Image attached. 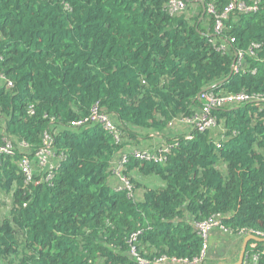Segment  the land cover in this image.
Listing matches in <instances>:
<instances>
[{
    "label": "trees",
    "instance_id": "trees-1",
    "mask_svg": "<svg viewBox=\"0 0 264 264\" xmlns=\"http://www.w3.org/2000/svg\"><path fill=\"white\" fill-rule=\"evenodd\" d=\"M169 1L0 0V264H235L264 238V0ZM203 93L250 99L199 132Z\"/></svg>",
    "mask_w": 264,
    "mask_h": 264
},
{
    "label": "built area",
    "instance_id": "built-area-1",
    "mask_svg": "<svg viewBox=\"0 0 264 264\" xmlns=\"http://www.w3.org/2000/svg\"><path fill=\"white\" fill-rule=\"evenodd\" d=\"M190 1V0H170L169 1V8H168V12L170 15H172L173 13H176L179 10H182L185 6V2ZM233 10H239V11H251L250 9H246L242 4H230L225 12L222 14V16L219 18V20H217V22L215 23V27H214V32L216 34H219L222 28V23H221V19L225 18L231 11ZM254 10V8L252 9ZM208 12H212L211 7L208 8ZM249 97L245 96V95H238L236 97H228V98H222L217 99L215 98L212 94L210 93H203L200 95V100L204 101L203 105H204V116L202 117V119L200 121L196 122V128L197 131L202 132L205 129L209 128L212 124L213 121L211 120V118H209L208 114L210 109H212L213 107H215L217 104H219V102H231V101H237V102H245V101H249ZM93 120L97 121L99 124H101L104 128V130L108 131V132H112L113 131V127L112 125L109 123V121L107 120V118L105 116L102 115H96L95 113L93 114L92 117ZM196 121L195 119H186L185 121L183 120H179V123H190V122H194ZM80 123H78L79 125ZM48 147V146H47ZM5 147H1L0 146V153H2V151H5ZM46 149L42 150L39 155H46ZM129 157H133L135 159H146L148 156L146 153H140V152H133L132 154L129 155ZM127 157L123 156L122 160H120V162L118 163H114V166L116 168V173L117 175L119 174V169L121 167L122 164H124L125 162H127ZM42 164L44 163V160L42 158ZM22 172L24 173V175L26 176L27 179L30 178V174H31V170L28 166L27 163H23L21 166ZM212 224H205V225H201L199 227L200 232L202 233V237L204 239L205 235H207V231L209 230V228L211 227ZM205 242V241H204ZM205 247V245H204ZM197 263V261L195 262Z\"/></svg>",
    "mask_w": 264,
    "mask_h": 264
},
{
    "label": "rangeland",
    "instance_id": "rangeland-1",
    "mask_svg": "<svg viewBox=\"0 0 264 264\" xmlns=\"http://www.w3.org/2000/svg\"><path fill=\"white\" fill-rule=\"evenodd\" d=\"M156 185H158L156 183ZM204 241H205V247L203 248V253H202V259H207L208 257H210V253H221L222 252V246L218 243H216V240L213 238H210L209 235H205L204 237ZM221 246V247H219Z\"/></svg>",
    "mask_w": 264,
    "mask_h": 264
},
{
    "label": "water",
    "instance_id": "water-1",
    "mask_svg": "<svg viewBox=\"0 0 264 264\" xmlns=\"http://www.w3.org/2000/svg\"><path fill=\"white\" fill-rule=\"evenodd\" d=\"M249 241L261 243V242H264V238H259V237L253 236V235L245 236L243 238V241H242V245H241V250H240L238 261L235 264H242V261H243V258H244V254H245V250H246V246H247V243Z\"/></svg>",
    "mask_w": 264,
    "mask_h": 264
},
{
    "label": "crops",
    "instance_id": "crops-1",
    "mask_svg": "<svg viewBox=\"0 0 264 264\" xmlns=\"http://www.w3.org/2000/svg\"><path fill=\"white\" fill-rule=\"evenodd\" d=\"M216 243H218V244L222 245V243H221V241H220V240H216ZM219 247H221V246H219Z\"/></svg>",
    "mask_w": 264,
    "mask_h": 264
}]
</instances>
